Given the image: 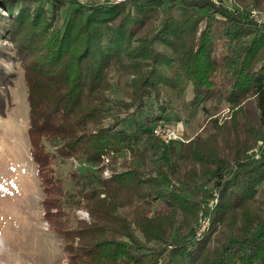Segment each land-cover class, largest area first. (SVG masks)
I'll list each match as a JSON object with an SVG mask.
<instances>
[{"label":"trees","instance_id":"obj_1","mask_svg":"<svg viewBox=\"0 0 264 264\" xmlns=\"http://www.w3.org/2000/svg\"><path fill=\"white\" fill-rule=\"evenodd\" d=\"M218 1H0V121L19 69L46 219L56 156L96 166L122 155L120 168L99 174L82 195L89 220L60 231L78 251L68 254L71 263L264 264V148L245 158L253 140L264 144V22L242 8L264 0ZM234 2L239 8L230 9ZM248 95L254 113L242 117L257 124L246 123L234 141L229 121L205 104L208 126L189 142L154 135L170 109L189 116L210 99L214 109H231ZM218 138L223 146L212 147ZM214 191L208 229L195 238L193 224Z\"/></svg>","mask_w":264,"mask_h":264},{"label":"rangeland","instance_id":"obj_2","mask_svg":"<svg viewBox=\"0 0 264 264\" xmlns=\"http://www.w3.org/2000/svg\"><path fill=\"white\" fill-rule=\"evenodd\" d=\"M78 1L85 3L92 0ZM213 1L216 4L219 3L218 0ZM226 3L228 6V2ZM232 7L237 8L238 5L234 2L229 5L230 9ZM242 8H247L246 10L255 8L264 12V5L260 7L249 5ZM0 11L6 13L3 9ZM202 26L203 21L199 23L197 34ZM9 102L8 118L0 121V264H77L76 259H73L72 263L71 260L69 261L68 254H75L78 251L66 246L60 231L64 234H72L70 227L75 225L74 222L77 219L89 220V214L85 208L86 201L82 195L92 191L97 185L99 174L102 177H108L111 167L119 169L122 155L118 156V160L104 158L103 162L98 164L99 166L104 164L101 169L98 165L89 166L77 157L56 156L52 168L49 167L47 172L48 181L51 182L49 184L50 203L47 202V210L51 216L49 215L48 220L43 213L42 206L45 207V205L41 202L49 197L40 182L28 148L26 86L19 69L16 70V76L10 88ZM216 102L213 99L204 101L193 107L189 116L179 109V111L170 109L168 115H165L168 119L163 118L155 123L154 135L165 144L174 140L177 141V145L180 142L184 144L189 142L201 128L208 126L207 119L210 117L205 119L204 112L200 108L202 104L211 106L212 112L215 111L212 116H218L219 122L224 119L230 122H227L229 124L227 129L234 135L233 139L228 135L230 141L244 135L246 123L257 124L252 115L249 118L242 117V114L246 112L254 113L248 111V108L254 107L251 95L246 96L240 105L231 109L225 103L219 105V107L223 105L220 110L214 109ZM176 103L180 104V102ZM236 109L238 113L234 116L232 110ZM166 132L172 134L169 139L161 136ZM220 143L221 139L218 138L213 141L212 147L223 146ZM48 146L50 149L53 148L50 144ZM262 148L264 144L256 138L246 149L245 158L250 156L259 158ZM203 178L204 175L197 177V183H202ZM127 189L128 187H123L120 192H126ZM214 199L217 200L216 191L211 198L203 201L204 205L199 210V217L193 224V237L201 238L208 229L210 220L207 217L206 206L209 208L214 206ZM57 203L63 210V214L59 212V216L56 213L55 204ZM58 221L63 223L62 227L57 225Z\"/></svg>","mask_w":264,"mask_h":264},{"label":"built area","instance_id":"obj_3","mask_svg":"<svg viewBox=\"0 0 264 264\" xmlns=\"http://www.w3.org/2000/svg\"><path fill=\"white\" fill-rule=\"evenodd\" d=\"M248 12H249V16L250 18H252V20H254L255 22L257 23H262L264 22V12H261L259 9H255V8H250L248 9ZM171 133H163L161 134V136L164 138V139H169L171 137ZM257 154H255L256 156ZM205 217V216H204ZM208 217V216H207ZM208 220H209V217H208Z\"/></svg>","mask_w":264,"mask_h":264}]
</instances>
